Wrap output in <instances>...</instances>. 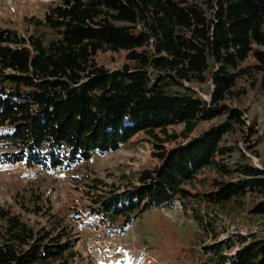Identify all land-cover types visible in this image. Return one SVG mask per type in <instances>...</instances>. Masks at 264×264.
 <instances>
[{
	"label": "trees",
	"instance_id": "16d2710c",
	"mask_svg": "<svg viewBox=\"0 0 264 264\" xmlns=\"http://www.w3.org/2000/svg\"><path fill=\"white\" fill-rule=\"evenodd\" d=\"M26 20L60 37L0 29V164L67 169L145 133L159 164L99 198L92 214L101 224L121 217L126 229L145 211L177 200L224 205L249 194L250 213L264 217V165L226 138L248 127L243 137L257 154L256 129L228 101L245 93L235 92L239 78L253 70L264 77V0H62L42 19ZM120 52L127 53L121 69L96 62L99 53ZM250 58L255 65L243 67ZM209 79V100L186 86ZM214 119L221 121L193 135ZM237 150L231 167L227 158ZM206 168L227 178L207 192L185 187ZM65 235L55 226L34 230L0 207V264H69L73 246ZM204 251L218 264H264V238L255 234Z\"/></svg>",
	"mask_w": 264,
	"mask_h": 264
},
{
	"label": "rangeland",
	"instance_id": "374dc122",
	"mask_svg": "<svg viewBox=\"0 0 264 264\" xmlns=\"http://www.w3.org/2000/svg\"><path fill=\"white\" fill-rule=\"evenodd\" d=\"M60 2L0 0V29L41 37L44 41L59 38L58 31L34 26L26 19H42L48 6ZM126 55L124 52L99 53L96 62L109 70L121 69L127 64ZM254 65L250 58L243 67ZM263 82L264 77L253 70L252 76L245 75L237 81L235 92L245 93L240 99L228 101L243 109L247 126L256 129L252 144L257 154L247 149L243 134L248 127L226 136L228 145L244 150L260 167L264 165ZM186 86L202 98L210 99L213 90L210 79L203 85ZM220 121L202 122L193 135ZM181 129V125L171 128L178 132ZM154 142L149 135L139 133L118 151L97 154L89 161L50 172L22 163L0 164V207L8 208L34 230L64 228V238H70L73 246L69 264H218L219 258L205 253V247L239 235L255 234L256 238H264V217L250 213L255 201L250 194L242 202L224 205H210L197 198L184 205L177 200L172 205L145 211L126 229L121 217L101 224L100 217L92 214L102 204L99 198L136 183L141 170L158 166L159 160L152 154ZM3 150L0 145V152ZM238 156L237 150L227 158L231 167ZM236 175L234 172L232 177ZM225 178L214 168H206L185 187L192 192H207L217 179ZM97 179L102 182L92 190L90 185ZM238 247L235 245V249Z\"/></svg>",
	"mask_w": 264,
	"mask_h": 264
}]
</instances>
